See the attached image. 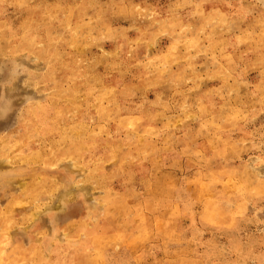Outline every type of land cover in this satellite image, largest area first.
Instances as JSON below:
<instances>
[{"label": "rangeland", "instance_id": "374dc122", "mask_svg": "<svg viewBox=\"0 0 264 264\" xmlns=\"http://www.w3.org/2000/svg\"><path fill=\"white\" fill-rule=\"evenodd\" d=\"M10 263L264 264V0H0Z\"/></svg>", "mask_w": 264, "mask_h": 264}, {"label": "bare ground", "instance_id": "6f19581e", "mask_svg": "<svg viewBox=\"0 0 264 264\" xmlns=\"http://www.w3.org/2000/svg\"><path fill=\"white\" fill-rule=\"evenodd\" d=\"M28 28V27H27ZM26 28V29H27ZM28 30H30V29H28ZM39 32V31H38ZM37 33V32H36ZM40 33V32H39ZM32 36L33 37H35V34H32ZM53 73V72H52ZM54 118V117H53ZM59 120V119H58ZM39 123V122H38ZM60 127V126H59ZM27 131V130H26ZM31 138V137H30ZM29 139V138H28ZM27 140V139H26ZM22 142V141H21ZM24 143V142H23ZM12 149V148H11ZM15 149V148H14ZM19 151V150H18ZM18 151H15V152H18ZM11 152V151H10ZM9 153V152H8ZM12 154H14V152L12 153ZM16 154V153H15ZM14 160V159H13ZM252 192V191H251ZM100 244V243H99ZM24 259V258H23ZM7 262V261H6ZM11 262V261H10ZM16 262V261H15ZM69 262V261H68ZM11 264V263H10Z\"/></svg>", "mask_w": 264, "mask_h": 264}]
</instances>
